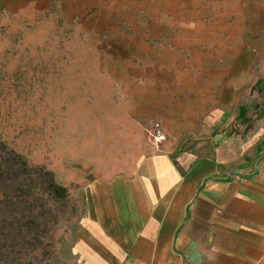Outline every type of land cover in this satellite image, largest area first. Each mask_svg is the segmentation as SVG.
<instances>
[{"label":"rangeland","instance_id":"rangeland-1","mask_svg":"<svg viewBox=\"0 0 264 264\" xmlns=\"http://www.w3.org/2000/svg\"><path fill=\"white\" fill-rule=\"evenodd\" d=\"M192 132L264 149V0H0V264H62L86 186Z\"/></svg>","mask_w":264,"mask_h":264},{"label":"crops","instance_id":"crops-1","mask_svg":"<svg viewBox=\"0 0 264 264\" xmlns=\"http://www.w3.org/2000/svg\"><path fill=\"white\" fill-rule=\"evenodd\" d=\"M191 135L86 186L62 264H264V149Z\"/></svg>","mask_w":264,"mask_h":264},{"label":"built area","instance_id":"built-area-1","mask_svg":"<svg viewBox=\"0 0 264 264\" xmlns=\"http://www.w3.org/2000/svg\"><path fill=\"white\" fill-rule=\"evenodd\" d=\"M147 133L156 146L162 145L166 141V135L159 123L152 124Z\"/></svg>","mask_w":264,"mask_h":264},{"label":"trees","instance_id":"trees-1","mask_svg":"<svg viewBox=\"0 0 264 264\" xmlns=\"http://www.w3.org/2000/svg\"><path fill=\"white\" fill-rule=\"evenodd\" d=\"M50 188L56 191V195H58L60 198L67 196V190L63 187L57 186L54 182H51Z\"/></svg>","mask_w":264,"mask_h":264}]
</instances>
